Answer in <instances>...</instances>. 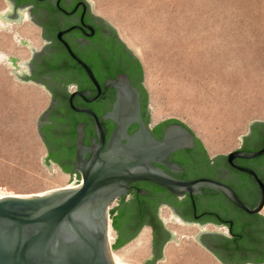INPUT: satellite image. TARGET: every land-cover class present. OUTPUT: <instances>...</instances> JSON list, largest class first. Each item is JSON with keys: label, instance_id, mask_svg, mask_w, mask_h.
Segmentation results:
<instances>
[{"label": "rangeland", "instance_id": "1", "mask_svg": "<svg viewBox=\"0 0 264 264\" xmlns=\"http://www.w3.org/2000/svg\"><path fill=\"white\" fill-rule=\"evenodd\" d=\"M88 2L140 61L151 125L175 118L214 156L236 149L251 121H264V60L259 59L264 55V0ZM6 8L7 1L0 0V13H5ZM22 19L18 25L0 19V194L37 193L72 183H67L70 174L56 164L51 163V173L42 164L46 148L36 123L48 102L44 90L32 83L23 84L13 77L11 65H6L9 56L18 54L13 49L16 41L25 39L31 47L40 48L38 30L26 18ZM18 47L24 50L22 60L31 56L28 45ZM255 48L260 49L256 52ZM14 58L21 63L19 55ZM247 63L249 69L258 65L256 71L250 70L252 74L246 69ZM159 214L162 219H169L164 221L165 225L175 234L157 264H218L195 240L200 227L176 224L163 208ZM147 235L148 231L143 229L122 249L112 252L120 253L124 264H143L149 254ZM194 250L195 255L202 252L203 257H195ZM197 256L207 260L200 261Z\"/></svg>", "mask_w": 264, "mask_h": 264}, {"label": "flooded vegetation", "instance_id": "2", "mask_svg": "<svg viewBox=\"0 0 264 264\" xmlns=\"http://www.w3.org/2000/svg\"><path fill=\"white\" fill-rule=\"evenodd\" d=\"M6 1L8 19L26 18L38 30L40 48L23 65H16L13 58L10 63L18 77L37 85L49 95L39 134L46 148V159L52 156L47 161L56 164L62 172L80 178L79 173L73 172L77 133L79 131L82 135L84 147L91 146L93 139L98 142L94 116L101 122L102 116L116 103L132 105L137 99L140 119L157 141L162 139L168 125L177 123L150 124L138 58L115 30L92 10L88 0ZM113 127V121H103L105 140ZM138 127L137 123H131L127 132L131 134ZM41 128L47 132L50 147L40 132ZM259 138H264V125L253 124L240 146L232 151H241L243 156L255 153L246 147ZM263 149L264 145L260 150ZM167 160L176 171L158 163L153 166L178 180L207 179L227 185L249 208L253 207L247 201L250 187L254 186L257 191L258 187L245 170L254 171L264 183V153L252 158L234 157L231 161L227 154L209 156L196 135L191 147L171 152ZM162 208L174 221L201 228L195 239L216 263H264V255L252 254L245 247L246 237L234 232L237 220L246 225L248 214L222 194L201 187L197 194L173 195L166 188L146 180L129 184L127 193L117 198L116 226L112 228L121 245L111 249L120 250L145 229L149 235V254L143 264L160 262L166 244L175 234L163 222L159 214ZM137 212L141 216L134 215ZM217 226L224 229L218 232ZM238 237L241 238L239 250Z\"/></svg>", "mask_w": 264, "mask_h": 264}, {"label": "water", "instance_id": "3", "mask_svg": "<svg viewBox=\"0 0 264 264\" xmlns=\"http://www.w3.org/2000/svg\"><path fill=\"white\" fill-rule=\"evenodd\" d=\"M7 17L6 12L0 13L2 20L16 21L17 25L21 23V18ZM30 43L21 39L18 45H28L32 55L36 48L31 47ZM11 58L17 60L9 56L7 66L11 65ZM14 74L24 82L17 73ZM149 110L148 107V114ZM43 114L44 111L37 119L38 134ZM94 118L98 142L93 139L91 146L84 147L82 135L79 131L77 133L73 166V172L80 175V178L75 176L80 179L77 185L51 189L42 194L0 197V264H114L108 228L109 218H116L112 214L117 209L116 206L108 209V206L127 193L129 184L140 180L164 187L173 195L185 192L197 194L201 187L222 194L248 214L246 225H242L240 219L237 220L234 232L246 237L245 247L252 254L264 255V216L259 214L264 206V183L254 171L245 170L258 187V191L254 186L250 187L247 201L253 207L249 208L227 185L207 179L192 182L178 180L153 166V163H158L176 171L168 163L169 154L180 148L191 147L195 135L182 122L168 125L162 139L157 141L140 119L137 99L132 105L123 102L114 104L113 109L102 116L101 122ZM106 119L113 121L114 127L105 140L103 121ZM172 119L175 118L163 121ZM134 122L139 127L129 134L128 127ZM253 124L264 125V121L253 120L248 124V129ZM245 136L239 137L241 141ZM263 145L264 138L255 139L246 147L255 153L243 156L241 151H232L227 154L228 160L259 156L264 153V149L260 150ZM42 164L51 173V162L47 161L46 156L42 157ZM72 176L67 183L72 180ZM238 240L239 250L241 238L238 237Z\"/></svg>", "mask_w": 264, "mask_h": 264}, {"label": "bare ground", "instance_id": "4", "mask_svg": "<svg viewBox=\"0 0 264 264\" xmlns=\"http://www.w3.org/2000/svg\"><path fill=\"white\" fill-rule=\"evenodd\" d=\"M123 37H124V36H123ZM260 40H261V39H260ZM262 42H263V40H262ZM257 45H258V44H257ZM259 45H261V41H260V44H259ZM263 45H264V43H263ZM256 47H257V46H256ZM258 47H260V46H258ZM261 47H262V45H261ZM261 47H260V48H261ZM263 47H264V46H263ZM263 47H262L261 49H263ZM246 48H247V47H246ZM260 48H259V49H260ZM242 49H244V48H242ZM247 49H248V48H247ZM250 49H252V48H249V50H250ZM255 49H257V48H255ZM259 49L255 50V51L257 52ZM249 50H248V52H250ZM252 50H253V49H252ZM252 50H251V51H252ZM238 51H239V49H238ZM242 51H243V50H242ZM240 52H241V51H240ZM253 52H254V51H253ZM262 52H263V50H262ZM237 53H238V52H237ZM237 53H236V55H237ZM241 53H242V52H241ZM254 53H255V52H254ZM260 53H261V52H259V54H260ZM263 53H264V52H263ZM255 54H257V53H255ZM239 55H241V54H239ZM246 55H248V53H247ZM246 55H245V56H246ZM257 55H258V54H257ZM257 55H256V56H257ZM237 56H238V55H237ZM241 56H243V55H241ZM248 56H249V55H248ZM250 56H251V55H250ZM246 57H247V56H246ZM257 57H258V56H257ZM257 57H256V58H257ZM263 57H264V55L262 56V58H259V59H263V60H264ZM239 58H240V57H238V59H239ZM244 58H245V57H244ZM248 58H249V57H248ZM251 58H252V57H251ZM241 59H243V58H241ZM235 60H236V59H235ZM255 60H256V59H255ZM237 61H238V60H237ZM246 61H247V60H246ZM246 61H245V62H246ZM252 61H254V60H252ZM238 62H240V61H238ZM260 62H261V60H260ZM242 63H243V61H242ZM242 63H241V64H242ZM255 63H256V62H255ZM261 63H262V62H261ZM239 64H240V63H239ZM245 64H246V63H245ZM245 64H244V65H245ZM250 64H251V61H249V65H250ZM252 64H253V63H252ZM257 64H258V63H257ZM262 64H263V63H262ZM249 65H248V63H247L246 69H247V67H248ZM253 65H254V64H253ZM259 65H260V64H259ZM256 66H258V65H255V68H256ZM263 66H264V65H263ZM214 67H215V66H214ZM214 67H212V69H213ZM249 67H250V66H249ZM249 67H248V69H249ZM252 67H253V66H252ZM255 68H254V69H252V68L249 69V72H250V70H252V71L255 70ZM258 68H259V67H258ZM238 69H239V68H238ZM240 69H241V68H240ZM256 69H257V68H256ZM259 69H262V67H260ZM214 70H216V69H214ZM243 70H244V69H243ZM263 70H264V69H263ZM263 70H261V71H263ZM255 71H256V70H255ZM255 71H254V72H255ZM238 72H239V71H238ZM241 72H242V71H241ZM245 72H246V71H245ZM245 72H244V73H245ZM257 72H258V71H257ZM257 72H256V73H257ZM263 72H264V71H263ZM263 72H261V75H262ZM250 73H251V72H250ZM252 73H253V72H252ZM252 73H251V74H252ZM256 73H254V74L256 75ZM258 73H259V72H258ZM246 74H248V72H246ZM254 74H253V75H254ZM259 74H260V73H259ZM263 74H264V73H263ZM210 75H211V74H210ZM253 75H252V76H253ZM255 75H254V76H255ZM211 76H212V75H211ZM211 76H210V77H211ZM246 76H247V75H246ZM254 76H253V77H254ZM257 76H258V75H257ZM259 76H260V75H259ZM259 76H258V77H259ZM249 77H250V76H249ZM261 77H262V76H261ZM251 78H252V77H251ZM207 79H208V78H207ZM210 79H211V78H210ZM214 80H215V79H214ZM209 81H210V80H209ZM253 81H254V80H253ZM210 82H211V83H214L215 81H214V82L210 81ZM210 82H209V84H210ZM216 83H217V82H216ZM201 85H202V84H201ZM204 85H205V84H204ZM210 85H211V84H210ZM211 86H212V85H211ZM201 87H202V86H201ZM207 87L209 88L210 86L207 85ZM214 87H215V86H214ZM203 88H204V87H203ZM210 90H211V88H210ZM212 91H213V90H212ZM213 92H215V91H213ZM210 93H211V92H208L209 95H210ZM201 94H202V93H201ZM205 94H206V93H205ZM208 94H207V97L209 98ZM204 96H205V95H204ZM199 97H201V96H199ZM214 97H216V93H215V96H214ZM203 98H204V97H203ZM205 98H206V97H205ZM199 99L201 100V98H199ZM211 99H212V98H210V100H211ZM202 100H203V99H202ZM204 100H205V99H204ZM206 100H207V98H206ZM210 100H209V101H210ZM212 101H214V99H213ZM154 114H155V113H154ZM156 114H158V113H156ZM154 116H155V115H154ZM157 117H158V116H157ZM155 118H156V117H155ZM157 119H158V118H157ZM202 137H204V136H202ZM205 140H206V138H205ZM206 141H207V140H206ZM207 144H209V143H207ZM208 146H209V145H208ZM208 146H207V147H208ZM211 149H212V148H211ZM62 186H63V185H62ZM74 186H75V185L69 184V185H67V186H65V187H60V188H71V187H74ZM57 188H59V187H57ZM47 191H49V190L41 191V192H37V193H30V194H42V193H45V192H47ZM12 195H29V194H11V193H3V194H0V197H4V196H12ZM263 211H264V209H263ZM167 215H168V214H167ZM171 218H172V217H171ZM163 219H164V221H166V222L169 221V219H168L167 217H163ZM175 219H176V218H175ZM164 221H163V222H164ZM171 221H172V220H171ZM175 222H176V224H180V223H181V222H179V221H175ZM164 223H165V222H164ZM172 225H173V223L171 224V226H172ZM174 225H175V224H174ZM167 226H168V224H167ZM181 227H182V226H181ZM173 228H174V226H173ZM176 229H178V228L176 227ZM179 229H180V228H179ZM171 232H172V231H171ZM175 232H176V231H175ZM172 233H173V232H172ZM112 234H113V233H112ZM177 235H178V233H177ZM145 236H146L145 234H144V235L142 234V237H145ZM147 236H148V235H147ZM112 238H113V237L111 236L110 228H108V240H109V243L111 242V239H112ZM146 239H147V238H146ZM148 239H149V237H148ZM138 240H139V239H138ZM143 241H144V240H143ZM145 241H147V240H145ZM136 242H137V241H136ZM137 243H138V242H137ZM144 245H145V244H144ZM141 246H142V244H141ZM145 246H146V245H145ZM127 248H129V247H127ZM146 248H147V246H146ZM166 248H167V247H166ZM166 248H165V249H166ZM121 249H122V248H121ZM129 249H130V248H129ZM141 250H142V249H141ZM141 250H140V251H141ZM190 250L193 251L192 249H190ZM140 251H139V253H140ZM145 251H147V250H145ZM167 251H169V249H168ZM170 251H171V249H170ZM170 251H169V255H168V256H170V254L172 253V252H170ZM191 251H190V252H191ZM194 251H195V250H194ZM187 252H189V251H187ZM124 253H125V252H124ZM130 253H132V252H130ZM141 253H143V252H141ZM146 253H147V252H146ZM164 253H166V252L164 251ZM195 253H196V251L193 252L194 255H195ZM119 254H120V253H119ZM119 254H118V253H115V252H112V259H113L114 264H124L123 261H122V258H121L122 255L120 256ZM121 254H122V253H121ZM144 254H145V253H144ZM189 254H190V253H189ZM196 255H199V257H201V258L203 257V256H201V255H202V252H201V255H200V254H196ZM196 255H195V257H196ZM205 255H206V254H205ZM139 256H141V255H139ZM139 256H138V258H139ZM142 256H143V255H142ZM145 256H146V254L144 255V257H145ZM192 256H193V255H192ZM192 256H191V257H192ZM125 257H126V256H125ZM125 257H124V259H125ZM127 257H128V256H127ZM193 257H194V256H193ZM197 257H198V256H197ZM199 257H198V258H199ZM129 258H130V256L128 257V259H129ZM131 258H132V257H131ZM142 258H143V257H142ZM201 258H199L198 260L201 261V260L204 259V258H203V259H201ZM205 258H207V257L205 256ZM126 259H127V258H126ZM126 259H125V260H126ZM132 259H134V258H132ZM208 259H209V257H208ZM139 260H140V259H139ZM198 260H197V261H198ZM204 260H207V259H204ZM128 261H129V260H128ZM208 261H210V260H208ZM208 261H206V262H208ZM138 262H139V261H138ZM202 262H203V261H202ZM206 262H205V263H206ZM210 262H213V261H210ZM210 262H208V263H210ZM198 264H199V261H198ZM200 264H201V263H200Z\"/></svg>", "mask_w": 264, "mask_h": 264}, {"label": "crops", "instance_id": "5", "mask_svg": "<svg viewBox=\"0 0 264 264\" xmlns=\"http://www.w3.org/2000/svg\"><path fill=\"white\" fill-rule=\"evenodd\" d=\"M22 20H24V18L22 19ZM12 22H16V21H12ZM34 26V25H33ZM35 27V26H34ZM36 28V27H35ZM37 29V28H36ZM18 43H20V41H16V43L14 44V47H13V49L18 53V54H12V57H18V55L21 57V62L22 61H26V60H22L23 59V53H24V50H23V48L22 47H18L19 45H18ZM37 49H39V48H37ZM22 55V56H21ZM23 65L22 63H18V62H16V65ZM12 69V68H11ZM12 75H13V77L15 76V74L14 73H12ZM17 78V77H16ZM18 79V78H17ZM19 80V79H18ZM21 82V81H20ZM23 84L24 83H27V84H31L30 82H26V81H24V82H22ZM44 94L47 96V98H48V102H47V104L45 103V106L43 107V109H42V111H44L46 108H47V106H48V103H49V95H48V93L44 90ZM245 134H247V132L245 133ZM244 134V135H245ZM201 142V141H200ZM202 143V142H201ZM240 144H241V141H240ZM240 144H239V146H240ZM203 145V144H202ZM204 146V145H203ZM238 146V147H239ZM237 147V148H238ZM204 149H205V147H204ZM206 150V149H205ZM207 151V150H206ZM230 152V151H229ZM229 152H227V153H217V154H223V155H226V154H228ZM208 153V152H207ZM216 154V155H217ZM209 155V154H208ZM210 156V155H209ZM117 199H115L113 202H111L110 204H109V206H108V209H111V208H113V206H117V201H116ZM263 209H264V206H263V208H262V210L259 212V214H261V215H263L264 216V211H263ZM115 212H116V210L113 212V214L112 215H115ZM109 215H110V213H109ZM109 220H110V232H111V236L113 237L112 239H111V242H110V245H112V244H114L115 243V239H116V234H115V232H114V230H113V228H112V226H111V223H112V216L109 218ZM224 228H222V227H218L217 226V231H219V232H221L222 230H223ZM113 233V234H112ZM264 264V263H263Z\"/></svg>", "mask_w": 264, "mask_h": 264}, {"label": "trees", "instance_id": "6", "mask_svg": "<svg viewBox=\"0 0 264 264\" xmlns=\"http://www.w3.org/2000/svg\"><path fill=\"white\" fill-rule=\"evenodd\" d=\"M136 59H137V58H136ZM137 61H138L139 64H140L141 71H142V74H143L142 65H141V63H140V61H139L138 59H137ZM145 94H146V96H147V92H146V90H145ZM168 122H177V123H181V122L178 121V120L172 119V120L163 121V122H161V124H166V123H168ZM45 131H46V130H44V129H42V128L40 129V132L44 135V140L48 143L47 135H46L47 132L45 133ZM47 146L50 147V144L48 143ZM51 157H52V156H48L47 159H48V160H51V159H52ZM134 215H136V216H138V217L141 216V214H138V212H137V213H134ZM116 219H117V218H115V219L112 220V227H113V228H115V226H116V223H115ZM119 245H121V244L118 242V239H116L115 243L113 244V247L116 248V247H118Z\"/></svg>", "mask_w": 264, "mask_h": 264}, {"label": "built area", "instance_id": "7", "mask_svg": "<svg viewBox=\"0 0 264 264\" xmlns=\"http://www.w3.org/2000/svg\"><path fill=\"white\" fill-rule=\"evenodd\" d=\"M74 176H72V185H77L80 182V179H76L75 176L76 174H73ZM109 228H110V220H109Z\"/></svg>", "mask_w": 264, "mask_h": 264}]
</instances>
